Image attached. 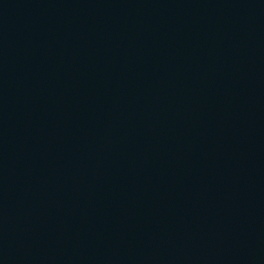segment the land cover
Masks as SVG:
<instances>
[{
	"label": "water",
	"instance_id": "1",
	"mask_svg": "<svg viewBox=\"0 0 264 264\" xmlns=\"http://www.w3.org/2000/svg\"><path fill=\"white\" fill-rule=\"evenodd\" d=\"M147 92L264 187V0H0Z\"/></svg>",
	"mask_w": 264,
	"mask_h": 264
}]
</instances>
